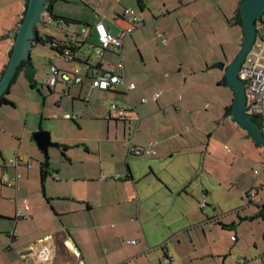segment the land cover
I'll use <instances>...</instances> for the list:
<instances>
[{"label": "rangeland", "instance_id": "rangeland-1", "mask_svg": "<svg viewBox=\"0 0 264 264\" xmlns=\"http://www.w3.org/2000/svg\"><path fill=\"white\" fill-rule=\"evenodd\" d=\"M77 1L56 0L52 14L64 17L63 13L79 15L76 13L85 12L93 20L117 28L113 21L115 15L124 18L125 8L139 10L136 0H86L87 5ZM160 1L154 0L153 5L157 8L152 10L153 15L143 26L134 30L131 36L126 37L122 52L126 78L136 86L130 92L133 104L136 105L133 115L139 118V131L134 141L139 145H145L149 140L156 142V155L153 159L158 160L157 171L166 181L162 182L141 161L149 159L146 154L131 155L129 160L138 159L139 172L143 174L135 187L151 193H158L156 190H187L192 196L197 190H208L212 197V202L208 203L213 204L211 209L215 218L228 223L234 221L237 226L240 221L238 215L251 213L255 203L264 200V190L255 194L254 189L258 187L253 186L264 174V168L259 163L263 158L248 150L246 154H240L237 144L243 137L239 127L226 117L221 120L224 107L232 99V92L221 81L223 72L210 68V65L231 60L239 49L240 27L228 24L233 19L232 9L238 5V0H207L198 3L194 8L208 5L209 10L198 11L196 18L189 20L190 24L186 21V17H189L188 7L186 11L182 9L177 14L179 19H169L175 12L169 9L170 15L165 14L167 9H164ZM1 2L4 6L0 5V20L3 15L5 25L9 26L21 10L22 0ZM158 14L165 18L153 19ZM48 20L46 15L44 23L37 28L39 34L64 39L65 29L59 28L55 20ZM115 23L123 28L128 26L125 19L118 18ZM165 27L172 31L173 38L167 37V40L171 38L170 41L163 44L161 37L156 34L160 33L164 37ZM210 28H213V33ZM93 40L90 38V41ZM47 45L36 43L30 50V61L36 70L35 86L30 87L23 73L19 74L7 95L13 105L0 106V190L4 197L12 201L16 199L20 203L26 197L31 205L41 202L50 208L46 198L52 193L83 190L79 178L103 174L109 176L108 180L117 175L121 181L125 179L123 173L126 172L127 147L124 145L130 143L136 123H126L124 126L122 121L115 124L114 121L107 123L102 119L110 103L133 107L126 96H108L100 92L96 97L90 96L87 103L74 100L73 106L68 97H63L62 100L58 99L60 105L56 107V88L51 87L49 91L44 86L49 67L47 59L53 54ZM91 59L96 61L95 56H91ZM55 62L58 65L64 64L60 56ZM67 66L75 65L67 63ZM155 93L158 94L157 101L152 100ZM141 98H146V101L141 102ZM64 112L82 114V118L63 119L61 114ZM39 128L50 133L52 142L68 145L64 154L60 147L48 148V173L43 189L39 172L44 164V156L32 139V133ZM261 129L264 132V118ZM17 155L31 168L27 171L20 169L22 177L16 189L4 180L14 174L15 171L9 168V161ZM118 157L120 167L117 163L112 168L106 167ZM99 159L103 164L100 168ZM71 179L77 180L73 182ZM117 186L118 190H125ZM246 186L252 189L248 193H254L251 203H246L242 190ZM188 197L190 195L186 197L183 191L170 199L162 197L161 202L165 204L163 211L166 214L176 213L177 206ZM150 198L151 203L153 198ZM206 208L210 209V206ZM241 228L248 232L247 243L253 247V237L249 232H254L255 228H264V221L259 218L251 227L243 223ZM213 235L222 236V228L215 226ZM119 237L126 240V228H122ZM224 241L233 243L228 233Z\"/></svg>", "mask_w": 264, "mask_h": 264}, {"label": "crops", "instance_id": "crops-1", "mask_svg": "<svg viewBox=\"0 0 264 264\" xmlns=\"http://www.w3.org/2000/svg\"><path fill=\"white\" fill-rule=\"evenodd\" d=\"M204 1L207 0H177V2L175 0H167L166 2L162 0L160 2L164 9H167L165 14H169V9L175 12L169 16V19H179L177 14L182 9L186 11V7H188L189 17H186V21L190 24L189 20L196 18L198 11L206 12L209 10L208 5L203 8H194L196 4ZM77 2L83 5L82 3L86 4L87 1L78 0ZM2 3L0 5L4 6ZM54 3L55 1L51 5L52 10L54 9ZM136 3L139 10L135 11L141 16L142 22L135 26L134 30L139 28L140 25L143 26L146 23L145 21L153 15L152 10L154 11L157 8V6L153 5L155 3L154 0H141L140 5L136 0ZM237 6L232 9V14H234L233 19H235ZM22 8L23 0L20 12L16 14V19L9 26L5 25L6 19L3 15L1 16L0 74L7 63V50L13 42V38L11 37L12 30L17 28V23L21 18ZM63 14H65L64 17L77 19L82 21L81 24H86L85 27L89 34L88 41H90V38L94 39L93 41L96 40L94 24L98 21L93 20L85 12L76 13L79 15ZM181 15L184 16L183 13ZM157 16L155 18L153 17V19L158 18L160 20L165 18L163 15L159 16L158 14ZM48 17H50L48 21L51 22L52 17L50 15ZM118 18L124 20L121 16H118ZM116 19L113 18V21L117 28L109 24L105 25L103 21L99 22H102L111 34L118 35L123 27L116 25ZM57 25L66 31L64 39L53 38L59 42L69 37L77 36L81 30L79 24H64L61 27L57 22ZM237 25L240 27V42L238 44L240 46L242 30L240 24ZM113 28L115 29L113 30ZM164 29V37L160 33H157L156 36L161 37V42L166 44L167 41L169 42L173 38V33L168 27ZM210 30L213 33V28H210ZM132 33L126 37L131 36ZM167 37L171 38L167 40ZM47 46L53 51V54L47 59L49 64L47 76L51 66H55L59 74L56 77L55 84H44V86H48L49 91L51 87L56 88L54 91L56 95L54 102H57L58 105L56 107L60 105L58 99L62 100L63 97H68L71 101V106H73L74 100H81L87 103L89 102L90 96L93 95L96 97L101 93L108 96L110 94L120 95L122 97L126 96L130 100L129 95L121 88L110 90L97 89L95 91H91L89 88V74H91L94 68L100 72L101 66L113 67L116 64L118 55L113 51L105 50L101 58L94 61L91 59V55L88 54L90 49L89 42H79L78 45L74 46V58L68 60L61 52L52 49L49 45ZM59 56L63 59L62 63L64 64L62 65H58L55 62ZM67 63H74L75 66L69 67ZM75 71L83 76V81L72 84L64 89L63 74L73 76ZM123 108L127 114V119L122 121L124 126L126 123H137L132 112L134 110L133 107ZM107 109H105V112ZM64 114H69V112H64L61 115L63 116ZM223 114L225 115V109ZM77 115L79 116L76 119L71 120L82 118V114ZM62 116L61 118H63ZM225 117L230 120L227 115ZM102 119H105L104 116ZM106 121L109 123L110 120ZM117 122L114 121L115 124ZM239 129L241 131L240 135L243 137L237 144L238 148H240V154H246L247 150L251 153L259 154L263 158L259 163L264 168V147L256 145L242 128L239 127ZM134 140V146H147L148 142L152 141L149 140L145 145H139ZM128 144L124 145V147H127V155L125 156L126 172L123 173L125 179L121 181L120 176L117 175L112 178L115 180L119 179L118 181H113V179L108 180L109 177L102 178L105 176L103 174L88 176L85 179L79 178L80 183L83 185V190L81 192L67 190L52 193L53 195L46 198V204L50 208L41 202H38L37 205H31L26 197H23L20 203L16 199L12 201L10 198L4 197L0 190V264H162L161 258L163 256H169L171 258L168 264H244L245 260L255 258L261 259V262L258 264H264V228H255L254 232H249L253 237L252 244L254 248L247 243L248 232L241 228L243 223H247L248 227H251L252 223L256 222L259 218L264 221V200L258 202L259 204L255 203L254 210L251 213L238 215L240 221L235 226L234 221L228 223V221L224 222L215 218L212 213L213 210L211 209L213 208V204L208 203L212 202V197L209 195L208 190H197L198 192L194 193L193 196L187 190H156L158 193L138 190L135 186L143 174L139 172L138 159L132 158V161H130L129 156L139 155L130 153ZM155 145L156 142L153 145L154 151ZM65 146L67 150L68 145ZM227 151H229V148ZM155 155L156 151L152 156L146 154L149 159H142L141 161L143 163L145 162L149 170L153 171L162 182H166L157 171L159 166L158 160L153 159ZM254 159L256 158L252 160ZM99 160L100 168L103 164L101 159ZM116 163L120 167V157L115 162H109L106 167L112 168ZM9 168L15 171L12 176L8 177L9 181H11L16 171L19 173L20 169L27 171L31 168V165L28 167L26 162L23 161L17 167L9 165ZM42 170L45 171L43 172ZM39 173L41 184V176L44 175L45 180L48 173L47 168H44L43 165ZM21 177L22 175L20 173L16 184L10 186H14L17 189ZM75 180L77 179H71L73 182ZM73 184L75 185V183ZM104 184L106 185L104 186ZM110 185H113L112 188H110ZM117 185L123 187L125 190H118ZM253 186L258 187L254 189L256 190L255 194L262 193L259 190H264V174L260 176ZM41 188H44V181ZM242 190L247 200L246 203H251L254 196L251 197L250 194L253 192L248 193V191L252 189L246 186ZM42 191L43 193L45 192L44 190ZM182 191L186 197L188 195L190 197L186 198L182 204L177 206L176 213L166 214L163 211L165 204H162L161 198L167 197L170 199L176 194L180 195ZM150 197L153 198L151 203ZM196 198L199 201L198 199L196 201ZM24 204L29 207L28 213L31 217L28 220L16 218L17 211L23 208ZM208 206H210V209L206 208ZM199 208L200 211L198 210ZM215 226L222 228V236L218 235L215 237L213 235ZM122 228L127 229L125 241L119 237ZM227 233L229 234L230 241L233 243L224 241ZM132 239L136 240L135 244L128 242V240Z\"/></svg>", "mask_w": 264, "mask_h": 264}, {"label": "built area", "instance_id": "built-area-1", "mask_svg": "<svg viewBox=\"0 0 264 264\" xmlns=\"http://www.w3.org/2000/svg\"><path fill=\"white\" fill-rule=\"evenodd\" d=\"M119 15H115L114 18H118ZM120 17V16H119ZM123 17L127 21L128 26L122 28L118 35H113L109 32L107 27L102 22H97L94 24L95 30V41H88V31L86 27H81V30L77 36L69 37L68 39L59 42L52 40L50 43H47L52 49H59L62 55L71 60L74 57V51L72 47L78 45L79 42H89L91 56H95L96 60H99L105 50L113 51L118 55V60L116 64L111 66H101L100 72L95 68L89 74V88L91 91L97 89L100 90H110L121 88L126 94L129 95L130 100L133 104L132 98L130 96V91L135 88L133 82L126 80L125 71H124V62H123V41L127 35H130L135 29V26L139 25L142 22V18L138 15L133 8H125L123 12ZM50 18V17H49ZM59 25L63 27V23L59 20ZM99 67V65H98ZM97 67V68H98ZM59 74L58 69L55 66L50 67V72L48 73V83L55 84L57 75ZM238 77L242 81H248V84L245 85L246 92V112L264 118V14L262 13L256 19V34L255 38L250 46V49L247 51L246 56L238 69ZM64 77V89L68 88L72 84L81 83L83 81L82 75L78 74L77 71L74 72L73 76L63 74ZM158 94L155 93L152 96V100L156 101ZM146 98H141V102H145ZM135 109V104H133ZM79 115L77 114H64L62 117L66 119H76ZM104 118L110 121H124L127 119L126 110L116 104L110 103L109 108L104 114ZM137 120L135 130L133 135H131L130 143L128 150L130 153L136 155L147 154L154 155L155 151L153 150V141H149L147 146H134V136L137 131H139V118ZM23 162L21 156H15L12 160L9 161V165L17 167ZM29 167L30 165L26 163ZM20 177L18 171H16L14 177L11 181L5 179L4 182L9 185L16 184V180ZM109 176H103L102 178H107ZM252 197V193L250 194ZM250 197V198H251ZM29 207L24 204L16 213V218L30 219L28 214ZM129 243L135 244L136 240H128ZM171 261L169 256H163L161 258L162 264H168ZM261 262L260 258H255L251 260H245L244 264H258Z\"/></svg>", "mask_w": 264, "mask_h": 264}, {"label": "water", "instance_id": "water-1", "mask_svg": "<svg viewBox=\"0 0 264 264\" xmlns=\"http://www.w3.org/2000/svg\"><path fill=\"white\" fill-rule=\"evenodd\" d=\"M50 0H23L21 18L15 30H12L13 42L7 50L8 60L0 75V96L10 87L11 80L16 74L17 67L24 62L20 70L26 80L30 83L34 81L35 68L30 61V50L37 43L38 26L43 23L45 15L52 14V6L49 7ZM264 12V0H240L238 13L241 21L242 38L239 49L234 57L226 65L224 62H214L210 68H217L223 71L225 84L232 91L230 111L228 118L237 126L242 128L247 136L259 146L264 147V132L261 125L255 121L254 116L246 112V92L245 85L248 81H242L238 77V69L242 64L247 51L255 38L256 19ZM230 26L237 24L236 19H232ZM48 83V76L44 84ZM48 87V86H46ZM49 88V87H48ZM63 89V88H62ZM226 114L222 117L224 119ZM32 139L44 156V168L48 165V148L59 144L52 142L50 133L42 129L36 130L32 134Z\"/></svg>", "mask_w": 264, "mask_h": 264}, {"label": "trees", "instance_id": "trees-1", "mask_svg": "<svg viewBox=\"0 0 264 264\" xmlns=\"http://www.w3.org/2000/svg\"><path fill=\"white\" fill-rule=\"evenodd\" d=\"M54 1H56V0H50V2H49V7L52 5V3H53ZM137 2H138L139 5H140L141 0H137ZM239 2H240V1H239ZM263 14H264V12H263ZM50 16H51L52 19H54L56 22H58V21L60 20L63 24H66V25H69V24H79L81 27H85V25H86V24H81L82 21L77 20V19H72V18H67V17H58V16L53 15V14H51ZM235 19H236V23H237V24H241L240 17H239V13H238V6H237V9H236V11H235ZM36 32L38 33V30H36ZM78 34H79V32H78ZM78 34H77V35H78ZM35 40L37 41V43H50V42L53 40V38H52L51 36H46V35H45V36H41V35L38 33V34H37V37H36ZM83 43H85V42H83ZM74 48H75V47L73 46V47H72L73 51L75 50ZM56 50L60 52V50H59L58 48H57ZM73 58H74V57H73ZM24 64H25V63L22 62V63L17 67V69H16V74L14 75L13 79L11 80V84H10V86L15 82V80H16L17 76L19 75L20 70L22 69V67L24 66ZM2 72H3V70L1 71V74H2ZM1 74H0V75H1ZM30 86L34 87V86H35V82H34V81H33V82H30ZM9 88H10V87H9ZM9 88L5 91V93H4L2 96H0V106L3 105V104H10V105H13L12 101H11L10 99H8V97H7V95L9 94ZM224 109H225V114L228 115V114H229V111H230V107H229V106H226ZM254 119H255V121L258 122V120H257L256 117H254ZM59 147H60L61 150H62V154H64V151L66 150L67 147H66L65 145H60V144H59ZM42 171L44 172L45 170H42ZM43 181H44V175L41 176V186H43Z\"/></svg>", "mask_w": 264, "mask_h": 264}, {"label": "flooded vegetation", "instance_id": "flooded-vegetation-1", "mask_svg": "<svg viewBox=\"0 0 264 264\" xmlns=\"http://www.w3.org/2000/svg\"><path fill=\"white\" fill-rule=\"evenodd\" d=\"M234 56V55H233ZM230 62V59L229 60H226L225 62H224V64L226 65L227 63H229ZM223 72V71H222ZM221 81H222V83L224 84V85H226L225 84V80H224V76H222V79H221ZM232 92V91H231ZM257 118V120H258V123L261 125V127H262V123H263V118H261V117H256Z\"/></svg>", "mask_w": 264, "mask_h": 264}]
</instances>
